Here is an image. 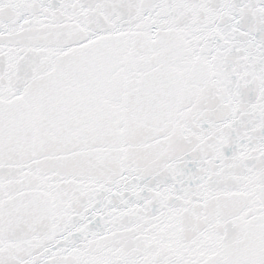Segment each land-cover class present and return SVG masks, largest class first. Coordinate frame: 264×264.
<instances>
[{"label":"snow or ice","instance_id":"snow-or-ice-1","mask_svg":"<svg viewBox=\"0 0 264 264\" xmlns=\"http://www.w3.org/2000/svg\"><path fill=\"white\" fill-rule=\"evenodd\" d=\"M0 264H264V0H0Z\"/></svg>","mask_w":264,"mask_h":264}]
</instances>
